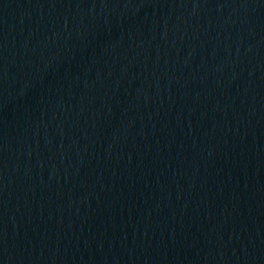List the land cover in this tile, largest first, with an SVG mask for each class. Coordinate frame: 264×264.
I'll list each match as a JSON object with an SVG mask.
<instances>
[{"label": "water", "instance_id": "obj_1", "mask_svg": "<svg viewBox=\"0 0 264 264\" xmlns=\"http://www.w3.org/2000/svg\"><path fill=\"white\" fill-rule=\"evenodd\" d=\"M0 264H264V0H0Z\"/></svg>", "mask_w": 264, "mask_h": 264}]
</instances>
